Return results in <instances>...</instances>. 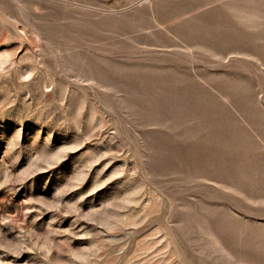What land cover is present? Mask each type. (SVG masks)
Instances as JSON below:
<instances>
[{"label":"rangeland","instance_id":"obj_1","mask_svg":"<svg viewBox=\"0 0 264 264\" xmlns=\"http://www.w3.org/2000/svg\"><path fill=\"white\" fill-rule=\"evenodd\" d=\"M0 264H264V0H0Z\"/></svg>","mask_w":264,"mask_h":264}]
</instances>
